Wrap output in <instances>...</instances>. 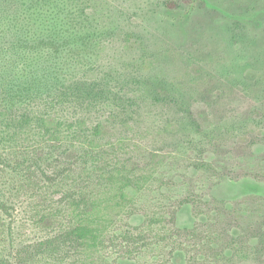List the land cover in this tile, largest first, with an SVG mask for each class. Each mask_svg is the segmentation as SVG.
I'll use <instances>...</instances> for the list:
<instances>
[{
	"label": "rangeland",
	"instance_id": "obj_1",
	"mask_svg": "<svg viewBox=\"0 0 264 264\" xmlns=\"http://www.w3.org/2000/svg\"><path fill=\"white\" fill-rule=\"evenodd\" d=\"M85 1L105 45L89 62L103 66L97 71L102 77L113 70L117 92L127 80L133 98L140 90L146 93L128 115L116 113L120 117L115 122L127 123L132 137L146 136L133 156L145 160L157 143L172 144L170 154L156 152L153 184L129 192L133 206L160 214L177 196L191 191L199 206L210 205L199 214L197 207L183 204L176 226L191 230L197 224L202 225L199 229L213 225L217 233L212 257L199 252L198 259L205 264H264V179L250 176L256 172L264 177V0H194L187 21L183 11L188 6L178 0ZM171 2L178 6L168 8ZM55 8L52 0H0V264H21L22 257L30 261V255L24 257L19 250L51 234L27 218L19 162L29 160L25 147L43 139L34 132V117L50 105L56 78L81 75L68 68L70 59H56L51 47L40 44L54 26ZM91 70L86 67L85 73ZM154 93H165L166 100ZM181 95L200 106L201 133L182 111ZM24 116L31 121L22 129ZM188 139L213 145L205 158L212 172L190 170L183 176L195 157L187 149ZM256 140L260 143L255 145ZM168 181L174 182L171 191L166 189ZM218 202L225 209L217 213L222 208ZM142 221L141 215H134L129 222L140 226ZM61 258L34 264H90L77 257ZM93 261L185 264L186 258L177 250L171 259L163 247L153 245L134 259L105 251Z\"/></svg>",
	"mask_w": 264,
	"mask_h": 264
},
{
	"label": "trees",
	"instance_id": "obj_2",
	"mask_svg": "<svg viewBox=\"0 0 264 264\" xmlns=\"http://www.w3.org/2000/svg\"><path fill=\"white\" fill-rule=\"evenodd\" d=\"M52 1L57 9L55 23L40 44L51 47L56 59H70L68 68L81 71V75L65 81L56 78L58 87L50 105L34 117V132L43 139L25 147L29 160L19 162L21 194L29 207L27 218L51 230L48 238L19 250L24 257L30 255V261L22 257L21 264H34L38 259L62 261V256L93 264L94 256L105 251L134 259L153 245L163 247L171 259L179 250L186 258L185 264H205L196 253L212 257L216 251L211 246L217 239L216 226L199 229L202 225L197 224L191 230H180L176 215L183 204H192L200 214V209H208L209 203L199 206L200 200L187 191L164 206L160 214H154L136 209L130 201L129 192L139 193L153 184L151 170L156 166V152H172V144L159 142L155 149L147 151L150 153L145 160L135 158L133 153L140 148L145 134L132 137L127 123L115 122L120 117L116 113L128 115L129 109L146 97L145 91L140 90L133 98L130 83L123 80L117 92L116 82L111 80L113 70L102 77L104 73L97 71L103 66L89 62L105 45L101 41L104 38L97 37L102 32L95 26L94 11H89L85 0ZM178 1L188 6L183 18L189 20L195 9L194 0ZM177 6L173 2L167 4L170 9ZM86 67L97 72V76L85 73ZM154 95L166 100L165 93ZM180 98L182 111L194 122L196 133H201L204 127L197 121L200 106L194 101L188 103L183 95ZM30 121L24 116L20 128L24 129ZM259 143L256 140L255 145ZM186 145L195 157L187 162L183 176L190 170L212 172L213 166L205 158L213 152V145L197 139H188ZM250 176L264 179L256 172ZM171 185L174 182L168 181L167 191L173 190ZM223 205L222 202L217 213L225 209ZM134 215L143 217L140 226L130 224Z\"/></svg>",
	"mask_w": 264,
	"mask_h": 264
}]
</instances>
